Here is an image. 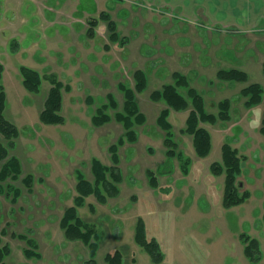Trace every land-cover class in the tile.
<instances>
[{"label":"rangeland","instance_id":"rangeland-1","mask_svg":"<svg viewBox=\"0 0 264 264\" xmlns=\"http://www.w3.org/2000/svg\"><path fill=\"white\" fill-rule=\"evenodd\" d=\"M11 1L15 7L12 25L18 23V14L28 15V22L24 26H9L8 35L17 33L22 40L27 34L25 48L40 37L44 40L41 51L48 62L34 69L44 77V82L41 93L33 95L24 89L19 73L20 65L29 67L28 58L20 55L6 57L4 61L8 75L0 81V86L5 87L9 96L5 114L21 131V136L15 148L9 149L8 158L0 161V172L12 157L20 160L22 169L19 179L0 182V187L4 186V191H0V238L3 245L11 248L5 264H89L92 258L89 246L68 241L61 221L66 210L75 204L77 172L94 181L93 159L109 167L116 166L123 176L118 198L102 205L91 196L79 209L80 218L93 226L100 238L95 258L98 264H106L105 256L116 250L123 252L124 264H154L134 240L139 218L146 221L149 236L160 243L166 255L165 264H250L240 241L243 233L260 241V264H264V136L259 133L263 106L249 109L245 106L246 99L236 93L229 123L201 124L212 135V151L205 159L197 157L193 137L182 133L192 107L187 111H172L168 121L173 126L178 152L191 160L190 172L183 174L181 163L173 160L174 173L158 176L162 188L171 186L172 192L168 195L153 190L147 177V171L158 172L167 161L166 133L157 125L161 111L167 106L154 102L153 92L174 84L173 74L181 73L189 76L191 88L202 94L210 113L217 114V104L233 96L229 94V91L234 93L229 83L219 87L218 67L211 65L213 43L207 34L201 33L204 37L199 34L195 38L180 36L179 22L174 20L171 24L169 17L160 16L166 11H160L158 5L148 8L139 4L136 8L132 0H75L71 5L68 0ZM42 3L47 8L42 12L48 17L52 7L60 5L57 9L61 10L59 17L64 22L55 21V26L50 27L46 24L47 18L33 15L40 11ZM97 9L95 15H79ZM124 9L130 12L129 16H123ZM102 12H108L118 25L123 45L110 39L108 23L100 16ZM169 12L172 15L173 9ZM91 21L98 24L94 38L88 37ZM2 24L5 29L6 23ZM174 30L178 33L174 34ZM56 31L62 37H55ZM6 37L5 32L0 33V56ZM242 40V37L234 38L235 44ZM232 41L227 38L224 43ZM182 46L186 47L182 49ZM225 49L213 53L220 58ZM198 61L205 68L193 66ZM184 66L191 68L184 70ZM138 70L145 71L148 77L147 90L136 93L146 122L135 127L136 143L119 146L118 141L125 134L123 125L115 119L118 112H123L125 103L119 86L125 84L134 89V74ZM51 77L70 88L63 90L62 115L66 119L63 126H47L39 118L52 88ZM251 79L253 83L264 81L256 74ZM246 85L249 84L235 86L240 90ZM182 92L187 95L186 90ZM110 95L119 107L108 111L112 117L110 123L95 127L93 118L98 108L108 103ZM0 141L8 147L1 135ZM226 143L245 158L238 182L242 185L241 191H248L252 196L246 205L230 210L223 207L225 175L217 177L211 172L213 163L222 162V148ZM113 146L118 147L117 165L113 162ZM28 175L34 177L31 186L24 183ZM8 185L21 191L18 200L8 194ZM23 237L35 242L36 247L32 248L41 259L26 256V250L31 248Z\"/></svg>","mask_w":264,"mask_h":264},{"label":"trees","instance_id":"trees-1","mask_svg":"<svg viewBox=\"0 0 264 264\" xmlns=\"http://www.w3.org/2000/svg\"><path fill=\"white\" fill-rule=\"evenodd\" d=\"M108 23V30L111 33L110 39L117 43L120 35L117 32V26L110 20L107 15L102 16ZM88 36L95 37V28L97 22H91ZM4 66L0 62V81L3 78ZM20 75L24 88L31 94L38 95L41 93L44 77L36 70L27 66H21ZM218 80L228 83H246L249 77L246 73L238 70H221L219 71ZM135 88L131 89L125 84H120L119 89L124 93V110L115 115V119L121 123L125 129V134L122 136L118 145L122 146L126 142L136 143L138 140L135 127L144 125L146 116L141 113L138 106L136 93H143L148 88L147 73L143 70H138L134 74ZM174 84L165 85L161 90L152 93L151 99L154 102H163L167 108L162 110L157 120L158 126L165 131L164 146L167 149V161L159 168V171H147L150 186L153 190L163 191L168 194L171 188H162L159 183V175H170L174 173L173 160L178 159L181 163L183 174H189L191 160L185 158L178 152V144L175 141L173 126L168 121L171 110L176 112L192 110L186 121V128L182 133H186L193 137V145L196 155L200 159L207 158L212 151V135L201 126V124L216 125L219 122L226 123L232 119L233 101L224 99L217 104L218 113H209L206 109V102L202 94L196 89L191 88V84L187 76L181 73L173 74ZM52 88L49 91L45 102L44 110L40 115V121L44 125L58 126L64 125L66 119L62 115L63 110V90L70 88L65 86L56 77L50 78ZM186 90L187 95L182 91ZM241 97L246 99L245 106L249 109L257 106H264V86L261 84H251L241 91ZM7 95L2 86H0V135L8 143V147L0 141V161H4L9 156V149H14L16 140L20 138L21 131L10 123L6 118ZM118 103L113 95L108 97V103L99 107L96 116L93 118L95 127H103L112 121V117L108 114L109 110H117ZM261 134L264 136V115L262 120ZM113 152V162L119 164L118 147L111 148ZM245 158L240 157L239 151L234 149L229 143H226L222 148V162H215L211 165V172L214 176L225 175L224 192H223V207L230 210L245 204L252 196L248 191H241L238 178L242 175V163ZM22 172L20 160L17 157L10 158L0 172V182L5 184L9 179L17 180ZM92 174L94 181H89L82 172H77V197L75 198L74 206L68 208L62 218L61 228L65 232V237L70 242H83L88 245L91 252V260L89 264H98L96 258L99 250V236L95 228L84 222L79 216V209L86 205V200L94 196L98 203L102 205L108 204L109 200L120 196V185L123 181L121 171L114 167L104 165L98 159L92 160ZM34 182V177L28 175L24 179L27 186H31ZM4 186L0 187V191H4ZM6 190L9 195H13L15 200L21 197V191L12 185H8ZM135 201V199H133ZM92 208V207H91ZM94 208V207H93ZM94 211V210H93ZM264 222V216H263ZM4 233V232H3ZM27 241L31 249L26 250L28 258L41 259L32 247H36L35 242L23 237ZM135 243L143 248L151 257L154 264H165L166 255L160 243L150 238L148 235L147 225L143 218H139L135 227ZM240 241L244 246V255L250 264H260L262 260V249L260 241L251 237L248 234H241ZM11 255L9 245H3L0 238V264H5L7 257ZM106 264H124V254L120 250L108 253L104 259Z\"/></svg>","mask_w":264,"mask_h":264},{"label":"crops","instance_id":"crops-1","mask_svg":"<svg viewBox=\"0 0 264 264\" xmlns=\"http://www.w3.org/2000/svg\"><path fill=\"white\" fill-rule=\"evenodd\" d=\"M33 3H36L38 0H31ZM70 5L75 3V0H68ZM133 5L137 8L140 5L150 8V6L155 7L158 5L160 11H166L160 16H167L168 23H174L176 20L179 22L177 25L180 29V36H185L195 38L200 36L199 34L205 33L213 42L211 47L212 53V63L214 68H226V69H240L244 70L249 74L262 75V69L264 65V0H132ZM0 33L5 32L7 34L6 39L4 40V47L1 48L0 59L4 62L6 57L12 59L13 57H19L20 55H25L28 58V66L32 69H38L40 63L48 62V57H44V52L41 51L40 45L43 47V41L41 38H35L29 42V46L25 48L23 46L24 42L28 39V35H23L22 40L19 38V34L15 33L14 35H8L9 26L15 27L17 24L24 26L28 22V15L23 16L18 14L17 20L18 23L12 25L13 13L15 12V7L12 4L11 0H0ZM98 3V2H97ZM60 5H54L52 7L51 15L48 17L42 11L47 9L42 3L41 9L39 12H34L33 15H38L40 18H47V26H55V21L61 22L59 14L60 9H57ZM157 8V7H155ZM69 9V8H68ZM134 9V8H133ZM153 9V8H152ZM169 9H173L172 15L169 12ZM126 13L123 15L125 17L130 15V12L124 9ZM123 10V12H124ZM207 10V11H206ZM99 10L95 12L84 11L79 15H95ZM4 13V16L2 15ZM26 15V14H25ZM3 16V17H2ZM136 14L134 13L133 17ZM172 16V17H171ZM75 20V19H74ZM206 22L207 25L202 24ZM5 24V29L2 27V23ZM64 22V21H63ZM61 22V23H63ZM201 22V23H200ZM38 28V25H37ZM55 28V27H53ZM187 28L185 31L184 29ZM6 30V31H5ZM178 30V29H176ZM178 33V32H176ZM231 30L233 32H227ZM30 31L29 33H31ZM67 32V31H65ZM54 33V32H53ZM194 34V35H193ZM17 37H13L16 36ZM66 35V34H65ZM64 35V36H65ZM46 38L48 36H45ZM44 37V38H45ZM55 37H62L60 31L55 32ZM242 37L243 42L235 44L234 38ZM214 38L216 40L214 41ZM227 38L232 39L233 41L229 44H225ZM189 40V38H187ZM221 39V40H220ZM18 41V47L10 48V42ZM28 41V40H27ZM222 41V42H221ZM196 42V41H194ZM192 44V43H191ZM20 45V46H19ZM186 46H182L184 49ZM226 48L222 52L220 58L216 57L214 51L220 52L222 48ZM15 51V52H14ZM36 52V53H35ZM180 52V50H179ZM191 52V51H190ZM214 52V53H213ZM201 56V52H198ZM242 55V58L237 56ZM33 54H36L35 56ZM209 57V53H208ZM200 59V57H198ZM6 62V61H5ZM4 62V65H5ZM34 64V65H33ZM200 61L195 62L193 66L200 68ZM22 66V65H20ZM19 66V67H20ZM74 66V64H73ZM16 68V67H15ZM191 67L184 66L185 69H190ZM205 68V67H204ZM8 75L7 67L5 66V71L3 74V80L6 79ZM2 80V81H3ZM26 93V92H25ZM9 100V96L7 95ZM8 108V106H7ZM8 110V109H7ZM252 198V197H251ZM246 205V204H245ZM149 233V230H148Z\"/></svg>","mask_w":264,"mask_h":264},{"label":"flooded vegetation","instance_id":"flooded-vegetation-1","mask_svg":"<svg viewBox=\"0 0 264 264\" xmlns=\"http://www.w3.org/2000/svg\"><path fill=\"white\" fill-rule=\"evenodd\" d=\"M126 13V11L124 10V14ZM80 14V13H79ZM103 15H107L109 18H110V20H111V17H110V15L108 14V12H102L101 13V17L103 16ZM103 18V17H102ZM104 20V19H103ZM112 21V20H111ZM91 22H93V21H91ZM113 22V21H112ZM115 23V22H114ZM201 23V22H200ZM202 24H205V25H207V23L204 21V22H202ZM115 25L117 26V32H118V25L115 23ZM90 29V28H89ZM89 29H88V31H89ZM227 32H233V31H231V30H227ZM118 34L120 35V33L118 32ZM203 34H205V33H203ZM203 34H201V37H204V35ZM95 35H96V31H95ZM208 36V35H207ZM89 37V36H88ZM208 38H209V40L211 41V39H210V37L208 36ZM120 39H121V35H120ZM124 40H126L125 38H123ZM123 40V41H124ZM212 42V41H211ZM11 43V47L12 48H14V50L15 49H17V47H18V43H17V41H12V42H10ZM117 43H119V44H121V45H123V43L121 42V41H119V42H117ZM213 43V42H212ZM16 51V50H15ZM14 51V52H15ZM0 62L3 64V66H4V68H5V65H4V63H3V61H2V59H0ZM213 66V65H212ZM32 69V68H31ZM221 70H224V69H222V68H219L218 69V73H219V71H221ZM230 70H238V71H241V72H244V73H246L247 75H248V77H249V80H248V82H246V83H234V82H232V83H229V86L231 85V89L234 91V93H232V92H230L229 91V94H233V96L231 97V98H224V99H231L233 102L234 101H236V100H233L235 97H236V93H240V96H241V91L245 88V87H247V86H249V85H251V84H261V85H263L264 86V81H262L261 83H253V81H251L252 79H251V76L253 75V74H249V73H247L246 71H244V70H240V69H227L226 71H230ZM5 71V70H4ZM37 71V70H36ZM39 72V71H38ZM19 73H20V71H19ZM40 73V72H39ZM218 73H217V75H218ZM4 74V73H3ZM185 76H187V77H189L187 74H184ZM258 76V75H257ZM262 79H264V65H263V69H262ZM2 80H3V78H2ZM1 80V81H2ZM217 80H218V77H217ZM219 81V80H218ZM43 82H44V80H43ZM250 82V83H249ZM228 82H221V81H219V87L220 88H223L224 87V85L225 84H227ZM239 84H249V85H246V86H244L242 89H240V90H238L237 89V87L235 86V85H239ZM22 85H23V83H22ZM43 85V84H42ZM52 86V85H51ZM3 87V86H2ZM24 87V86H23ZM236 87V88H235ZM4 88V90H5V87H3ZM25 89V88H24ZM26 90V89H25ZM27 91V90H26ZM5 92H6V90H5ZM28 92V91H27ZM29 93V92H28ZM31 94V93H30ZM6 95H7V92H6ZM34 95V94H33ZM39 95V94H38ZM48 97V96H47ZM224 99H222V100H224ZM221 100V101H222ZM46 102V101H45ZM7 106H8V99H7ZM45 106V105H44ZM167 106V105H166ZM260 106H263V105H260ZM257 107H259V106H257ZM257 107H255V108H257ZM264 107V106H263ZM166 109V108H165ZM206 109H207V106H206ZM252 109H254V108H252ZM6 111H7V107H6ZM172 111H174V110H171V113H172ZM207 111H208V109H207ZM209 112V111H208ZM232 112H233V109H232ZM210 113V112H209ZM213 114V113H212ZM41 115V114H40ZM171 115V114H170ZM263 115H264V113H263ZM40 118V117H39ZM263 118V117H262ZM263 120V119H262ZM41 122V121H40ZM230 122V121H229ZM229 122H226V123H229ZM65 125V124H64ZM158 125V124H157ZM209 125H211V124H209ZM217 125V124H216ZM47 126H50V125H47ZM58 126H63V125H58ZM211 126H215V125H211ZM261 127H262V123H261ZM160 128V127H159ZM260 134H261V128H260V132H259ZM262 135V134H261ZM263 136V135H262ZM212 147H213V144H212ZM209 157V156H208ZM170 175H172V174H170ZM169 188H171V186H168ZM242 187V185H240V188ZM170 192H172V188H171V191ZM169 192V193H170ZM168 193V194H169ZM167 194V195H168ZM251 199V198H250ZM249 199V200H250ZM248 200V201H249ZM247 201V202H248ZM246 202V203H247ZM245 203V204H246ZM245 204H243V205H241V206H244Z\"/></svg>","mask_w":264,"mask_h":264}]
</instances>
